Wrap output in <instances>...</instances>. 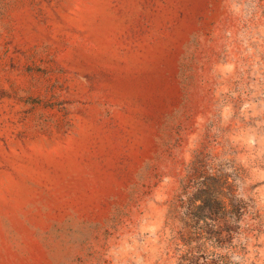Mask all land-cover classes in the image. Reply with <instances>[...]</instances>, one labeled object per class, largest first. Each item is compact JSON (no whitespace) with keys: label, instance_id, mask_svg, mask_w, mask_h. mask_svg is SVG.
<instances>
[{"label":"rangeland","instance_id":"374dc122","mask_svg":"<svg viewBox=\"0 0 264 264\" xmlns=\"http://www.w3.org/2000/svg\"><path fill=\"white\" fill-rule=\"evenodd\" d=\"M197 157L264 264V0H0V264H186Z\"/></svg>","mask_w":264,"mask_h":264},{"label":"trees","instance_id":"16d2710c","mask_svg":"<svg viewBox=\"0 0 264 264\" xmlns=\"http://www.w3.org/2000/svg\"><path fill=\"white\" fill-rule=\"evenodd\" d=\"M239 208L240 201L228 177L209 171L197 157L170 208L173 218L180 219L182 227L194 235L186 242L189 248L182 263H197V253L207 250L211 240L222 238V224L239 221L240 216H236Z\"/></svg>","mask_w":264,"mask_h":264}]
</instances>
